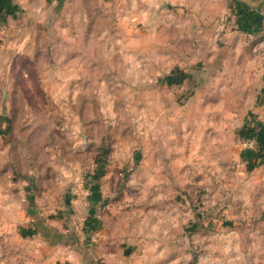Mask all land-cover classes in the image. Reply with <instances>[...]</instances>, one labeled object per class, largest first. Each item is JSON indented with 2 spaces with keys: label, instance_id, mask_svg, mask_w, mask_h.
<instances>
[{
  "label": "rangeland",
  "instance_id": "374dc122",
  "mask_svg": "<svg viewBox=\"0 0 264 264\" xmlns=\"http://www.w3.org/2000/svg\"><path fill=\"white\" fill-rule=\"evenodd\" d=\"M101 1L119 13L91 20L92 32L111 31L104 49L47 0L3 24L0 264H56L71 229L80 256L89 243L108 264H264V166L246 168L240 154L255 74L236 66L240 53L228 66L203 61L216 38L201 20L219 8ZM130 25L115 49L114 29ZM191 68L218 90L166 79ZM89 187L101 199L90 238Z\"/></svg>",
  "mask_w": 264,
  "mask_h": 264
},
{
  "label": "crops",
  "instance_id": "0c3cea01",
  "mask_svg": "<svg viewBox=\"0 0 264 264\" xmlns=\"http://www.w3.org/2000/svg\"><path fill=\"white\" fill-rule=\"evenodd\" d=\"M26 1L28 0H0V24H5V21L12 20L13 18L19 16L21 12V14L24 15V13L27 12ZM47 1L52 4H59L61 9H64V12H60V16H64L67 19L76 17L85 20L82 22V26L86 28L85 31L83 30V34L85 33V35L89 37L98 36L99 39L97 42L105 44L104 46H101V48H108V45L111 43L108 41L111 31L106 28L96 31L98 32L96 34V32H92L94 30H89V26L96 12L105 19L119 16L116 6L115 10L111 14H108L106 13V8L102 5L103 2L101 0ZM181 1L190 2L192 0ZM181 1L179 2L181 3ZM194 1L196 3H201L202 0ZM70 2L72 3V8H70ZM205 4L213 10L216 8L219 9L217 11H213L212 14L205 16V18L201 20L205 21L207 19L208 22L213 21L214 26L212 27L213 29L211 34H213L216 38L210 43L213 50L211 52V57L209 58L208 53H206L204 54L203 61L207 63L209 62L208 60L216 61V59H218L219 62L224 60V63L228 66L236 64L234 61L239 58L238 54L240 53V55H242V61L238 62L236 66L243 68V74L245 76L249 75L251 72L255 74L258 89L255 96V102L252 105L253 108L249 111L250 115L246 117L245 124L248 127L245 132L255 137L256 144L254 148L241 147L240 154L241 162L246 168L264 166V127L260 125L261 119L264 118V28L261 24V15L264 12V0H205L204 5ZM193 30L194 31H192L191 34H193V38L195 40H198V38H201V36L204 35L200 26L198 28L195 27ZM133 32L136 31L132 25H130V28H126L124 32L114 29V33L118 34L114 35V48L116 47L120 49L122 47L124 37L127 34L133 35ZM187 33L190 34L189 32ZM119 34H123L124 36L119 38ZM203 38H205V35ZM219 39L221 40L218 41ZM204 41V39H202V41L199 40V43L187 41L189 43L187 46L189 48H196L198 45L201 48V44L204 43ZM204 47L206 48V45ZM226 54L228 56H226ZM213 57L216 58L212 59ZM248 69L251 70L248 71ZM189 70L190 71L187 75L182 72H179V74L173 73L167 76L166 79L169 82L171 81L172 83L180 84L183 81H186L187 83V80L190 81V79L193 78L191 81H193V86L196 88V91L205 86L207 83L212 84L214 81L215 85L213 86V90H218L217 82L219 79L210 80L208 77H204L202 79L201 76H198L200 71H197L194 68ZM207 78L208 80L206 81ZM242 79L247 81L246 77H242L240 80ZM210 91L213 92L212 90ZM193 96H197L196 92ZM88 190L89 192H87V196L91 194L90 187ZM90 196L93 204L90 206L89 215L85 217L82 226V229H85L83 232L86 235L89 234L88 238H90V233L93 232V227H95L96 224L93 219L94 213L92 211V206H96V204H99L101 200L98 196H94L93 193ZM67 232L68 233H63L64 235H62V238L69 237L72 240L65 244V247L59 246V249L64 251L61 256H58L56 264H108L106 256H99L97 259L91 258L93 257V252H91V249L89 248V243H86L85 247L83 246V250H85V252H83V255L80 256L79 253L75 251L77 245L76 243H78L76 238L80 234L78 235V233L73 232V229ZM81 258L83 260L82 263L78 262Z\"/></svg>",
  "mask_w": 264,
  "mask_h": 264
},
{
  "label": "built area",
  "instance_id": "2783aa9c",
  "mask_svg": "<svg viewBox=\"0 0 264 264\" xmlns=\"http://www.w3.org/2000/svg\"><path fill=\"white\" fill-rule=\"evenodd\" d=\"M261 24L264 28V12L261 15ZM3 30V24H0V32ZM260 125L264 127V118L261 119ZM246 133V132H245ZM256 144L255 137L253 135L247 134L243 136V140L241 141L242 148H254Z\"/></svg>",
  "mask_w": 264,
  "mask_h": 264
},
{
  "label": "trees",
  "instance_id": "16d2710c",
  "mask_svg": "<svg viewBox=\"0 0 264 264\" xmlns=\"http://www.w3.org/2000/svg\"><path fill=\"white\" fill-rule=\"evenodd\" d=\"M242 134H243L242 136H245V135H246V133H245V132H242Z\"/></svg>",
  "mask_w": 264,
  "mask_h": 264
}]
</instances>
